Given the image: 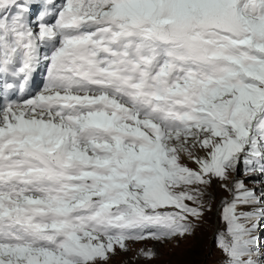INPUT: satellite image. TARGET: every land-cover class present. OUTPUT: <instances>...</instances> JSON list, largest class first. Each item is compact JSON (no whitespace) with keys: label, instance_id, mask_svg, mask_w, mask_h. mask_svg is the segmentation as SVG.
Segmentation results:
<instances>
[{"label":"snow or ice","instance_id":"snow-or-ice-1","mask_svg":"<svg viewBox=\"0 0 264 264\" xmlns=\"http://www.w3.org/2000/svg\"><path fill=\"white\" fill-rule=\"evenodd\" d=\"M214 180L219 264H264V0H0V264L179 246Z\"/></svg>","mask_w":264,"mask_h":264},{"label":"rangeland","instance_id":"rangeland-1","mask_svg":"<svg viewBox=\"0 0 264 264\" xmlns=\"http://www.w3.org/2000/svg\"><path fill=\"white\" fill-rule=\"evenodd\" d=\"M195 167V165H190ZM241 175L243 173L241 172ZM253 180L246 183L252 186ZM221 181L214 180L207 189V203L211 205L205 214L203 223L198 227L196 235L188 240L175 244H160L153 240H144L131 244V251L121 253L113 258L110 264H219L222 255L216 247L215 234L223 227L221 219L222 202L231 199V193L221 187ZM153 249L158 253L154 259L139 256V249Z\"/></svg>","mask_w":264,"mask_h":264}]
</instances>
